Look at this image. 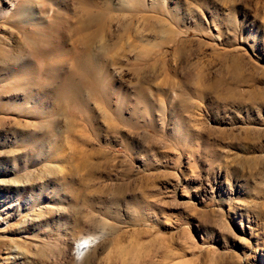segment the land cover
Wrapping results in <instances>:
<instances>
[{
	"label": "rangeland",
	"instance_id": "374dc122",
	"mask_svg": "<svg viewBox=\"0 0 264 264\" xmlns=\"http://www.w3.org/2000/svg\"><path fill=\"white\" fill-rule=\"evenodd\" d=\"M105 1L0 0V264H264V0Z\"/></svg>",
	"mask_w": 264,
	"mask_h": 264
},
{
	"label": "bare ground",
	"instance_id": "6f19581e",
	"mask_svg": "<svg viewBox=\"0 0 264 264\" xmlns=\"http://www.w3.org/2000/svg\"><path fill=\"white\" fill-rule=\"evenodd\" d=\"M119 1H120L118 3L119 4V8L120 7H121V9L122 8L123 9L127 8V9L130 10V7H131V9L133 10L132 14L140 13L141 11L144 10V5H145L144 4V0H123V2H121V0H119ZM107 7H110V0H106L105 1L104 9H107ZM117 7H115V8H117ZM87 14L88 13H86L85 15H87ZM103 16H104V14H102V12H98V13L90 14L88 16V19L93 24L100 23V24L106 26L107 24H109L110 19L107 18V24H106L103 21L104 20ZM124 26L126 28H129V24L124 25ZM103 28H104V26H101L100 31H102ZM106 29H107V27H106ZM105 31H107V30H105ZM122 35L123 34H119V37L121 38ZM134 35H138V32H134ZM164 40H166V39H164ZM94 43H95L94 33H91L90 36H89V40H87V41L84 40L81 49L75 53L76 62H77L76 68H78L79 76L82 75L83 76L82 80L83 81L85 80V81L81 83V81L78 78H77V81H75L74 78L76 76H74L73 75L74 73H73L69 77L70 79H73V81L72 80H65L62 83V86H64V87H62V93L69 98V101L73 103V108H76V109H81V108H78V106L80 107V102H83L84 104H87V101L83 100V98L81 96V86L83 85V83L89 89V93H92L91 96L94 97L95 96V92H96L95 88L97 87L96 83L99 80H104V79L106 80L107 74H106L105 68H103V66L100 65L98 63V61H96V54H95V50H94L95 47L93 45ZM13 44H14L15 48H18V44H17V41L15 39H13ZM99 55H100V58H102L101 62H107L105 55H103L101 53H99ZM116 58L117 57H113V59H116ZM87 74H89V76H87ZM90 78H91L92 81L90 80ZM104 90H107V88L105 87ZM104 92L107 94V91H104ZM78 103H79V105H78ZM82 108H83V106H82ZM96 237H97L96 235H93L92 237L87 235V236H83L82 238L77 240V242L74 245V249H75L76 254L79 256L83 252H85L86 249H88L90 247V245L93 244V242L95 241ZM40 255L43 258H46V259L50 258L49 254L46 253V250H43L40 253Z\"/></svg>",
	"mask_w": 264,
	"mask_h": 264
}]
</instances>
